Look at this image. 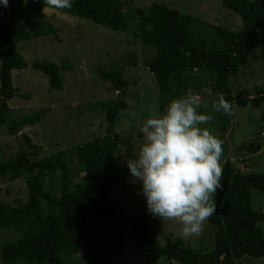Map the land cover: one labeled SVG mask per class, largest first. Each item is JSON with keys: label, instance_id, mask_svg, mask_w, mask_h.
I'll return each instance as SVG.
<instances>
[{"label": "trees", "instance_id": "obj_1", "mask_svg": "<svg viewBox=\"0 0 264 264\" xmlns=\"http://www.w3.org/2000/svg\"><path fill=\"white\" fill-rule=\"evenodd\" d=\"M221 3L239 15L238 30L209 24L155 1L141 8L132 6L129 0H72V8L62 10L66 15L88 19L115 31H127L129 23L136 21L132 32L150 50L151 56L142 64L154 76L161 113L171 100L187 90L193 72L199 70L207 74L209 83L204 76H198L193 87L199 91L207 84L218 93L215 102L223 95L233 106L258 108L264 101V87L256 88L253 96L246 88L233 94L228 78L237 75L261 46L264 0H221ZM45 7L44 0H27L26 4L22 0H8L7 7L0 2V125L7 122L10 134L16 133L19 125L34 124L43 113L9 122L7 101L17 91L12 83V70L27 66L16 43L55 33L51 22L44 17ZM31 67L48 77L49 89H62L61 63L35 60ZM123 71L119 66L99 70L117 92L115 98L96 101L90 107L105 111L104 135L42 157H37L41 147L24 135L28 149L21 145L12 159L0 161V178L5 174L12 181L23 177L27 192L26 200L15 199V204L0 199V228L14 230L18 235L1 246L3 262L22 259L27 264H59L62 253L73 255L80 240L95 232L114 213L113 192L122 197L127 186L116 155L120 152L119 145L126 152H131L133 147L130 136L124 139L115 130L119 114L126 107L128 84ZM214 116L219 130L217 137L223 141L232 116L222 112H215ZM223 149L226 156L228 149L225 146ZM235 149L256 153L261 145L242 142ZM70 156L84 173L82 185L73 189ZM222 167L224 189L215 194L217 211L207 220L214 227L213 247L200 252L186 247L178 237H168L162 244L148 220L142 218L131 228L144 243L135 254L137 258L151 263L163 257L181 264H237L241 258L264 256V231L258 226L264 221V211L254 209L250 203L251 189L264 193V174L241 172L229 157L224 159Z\"/></svg>", "mask_w": 264, "mask_h": 264}, {"label": "rangeland", "instance_id": "obj_2", "mask_svg": "<svg viewBox=\"0 0 264 264\" xmlns=\"http://www.w3.org/2000/svg\"><path fill=\"white\" fill-rule=\"evenodd\" d=\"M125 1V0H122ZM131 5L147 7L152 1L167 5L180 12L193 15L209 24L221 25L231 30L241 27L239 15L225 8L221 0H129ZM44 17L51 22L55 33L24 39L16 43L18 52L27 66L12 70V83L17 88L14 96L7 101L9 122L22 120L30 114L43 112L34 124L19 125L17 132L10 134L6 123L0 125V161L12 159L21 149L27 150L23 136H28L34 144L41 147L37 157L47 156L58 150L71 148L97 135L106 133L105 111L90 108L96 101L115 98L117 92L111 82L99 72L101 68L123 67V79L127 81L125 94L126 107L120 112L115 123V130L124 139L131 137L133 147L126 152L119 145L116 155L122 164V176L127 183L124 196L113 192L114 213L80 240L77 251L71 255H61L59 264H181L159 257L151 263L135 254L144 243L132 232V225L142 218L148 220L160 243L170 237L181 238L180 226L174 221H161L149 214L146 199L141 192V182L133 181L126 165L128 158H134L143 143V133L139 131L146 118L161 113L160 96L154 76L143 66V60L151 56L150 50L132 32L136 21L129 23L127 31H115L88 19L65 14L63 10L45 7ZM133 20V19H131ZM261 46L250 56L247 65L235 76H230L233 94L237 89L246 88L253 96L255 89L264 87V27L260 30ZM35 60L61 63L64 68L59 73L62 89H49L48 77L40 70L31 67ZM137 64H133V61ZM198 76L209 78L202 70L194 71L192 80L185 92L178 98L197 94L208 107L200 111L213 116L208 128L215 136L219 130L215 125V112L211 105L218 95L203 86L199 91L193 85ZM203 90V92H201ZM228 130L223 136V146L228 153L222 156L221 163L229 157L232 164L241 172L264 174V101L257 108L250 105L233 106ZM8 121V120H7ZM141 133V134H139ZM259 142L261 149L256 152L235 149L240 143ZM72 179L70 188L82 185L84 173L81 165L69 157ZM46 187H47V181ZM250 203L254 209L264 211V193L251 189ZM25 180L20 177L9 180L7 174L0 178V199L15 204V199L26 200ZM264 231V221L258 224ZM17 232L0 228L1 246L17 238ZM182 239V238H181ZM214 227L207 222L203 233L188 239H182L186 247L200 252L209 251L214 244ZM17 259L14 263H5L0 257V264H27ZM237 264H264V256L247 259L241 258Z\"/></svg>", "mask_w": 264, "mask_h": 264}, {"label": "clouds", "instance_id": "obj_3", "mask_svg": "<svg viewBox=\"0 0 264 264\" xmlns=\"http://www.w3.org/2000/svg\"><path fill=\"white\" fill-rule=\"evenodd\" d=\"M5 7L8 0H0ZM27 3V0H22ZM55 10L71 9L72 0H44ZM197 94L173 99L163 113L146 118L139 131L143 143L126 160L133 181L141 182L147 210L161 221L180 226L182 239L199 236L217 209L214 196L223 191V141L202 125L213 116ZM213 112L235 115L233 102L223 95L211 105Z\"/></svg>", "mask_w": 264, "mask_h": 264}]
</instances>
